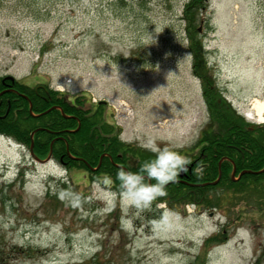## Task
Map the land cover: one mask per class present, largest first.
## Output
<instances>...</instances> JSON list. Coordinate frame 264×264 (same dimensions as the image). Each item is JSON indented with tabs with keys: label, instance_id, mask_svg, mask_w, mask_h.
I'll list each match as a JSON object with an SVG mask.
<instances>
[{
	"label": "rangeland",
	"instance_id": "1",
	"mask_svg": "<svg viewBox=\"0 0 264 264\" xmlns=\"http://www.w3.org/2000/svg\"><path fill=\"white\" fill-rule=\"evenodd\" d=\"M192 38L216 91L262 125L251 103L264 98V0H0V76L104 100L121 140L146 152L150 137L195 152L208 85L192 73ZM99 179L0 136V243L40 250L8 264H264V185L213 207L134 208Z\"/></svg>",
	"mask_w": 264,
	"mask_h": 264
},
{
	"label": "trees",
	"instance_id": "2",
	"mask_svg": "<svg viewBox=\"0 0 264 264\" xmlns=\"http://www.w3.org/2000/svg\"><path fill=\"white\" fill-rule=\"evenodd\" d=\"M193 20L194 19H190L189 26L192 25ZM198 40L196 41L192 38V42L189 44L193 61L192 71L202 79L204 84L208 85V88L204 86L203 96L207 104L210 119L202 129V135L198 141L199 143L206 142L203 147L205 152L201 155H199V153L197 155H188L190 161L193 162V166L190 172L187 173L185 180L193 183L213 181L216 179L219 171L218 160L221 156H225L226 158L221 161V174L216 184L194 186L184 182H170L166 185V192L160 201L164 200L168 204L191 203L201 207L204 204L213 207L225 201L223 200V194L225 192L239 194L245 191L250 185H264V171L261 173L245 172L238 179L230 178V172L233 167L232 163H234L236 173L243 169L256 171L263 167L264 125L250 129L248 124L242 121L241 117L240 121L238 120L239 116L236 115L228 103L226 105L229 107L230 113L227 115L224 114L218 118L220 113L217 103L220 100H224L216 91L217 89L215 86L212 85L213 73L210 71L208 73L209 68L206 66L200 39L198 38ZM209 85H211L210 88ZM218 95H220L219 99L216 97ZM62 100L60 102L63 103V111L65 113L73 112L82 117V124L76 132L73 134L60 133L62 136L55 138L52 143V156L54 158L58 159L60 152H63L65 155L64 139L69 141V152L82 158V160L71 158L69 160L65 157L60 159L63 160L62 162L66 165L67 169L72 167L86 168L87 163L91 166H96L99 155L102 152H108L116 163L125 164L127 167L129 163L132 164L133 159L134 161L131 168H134L133 171H135L144 160L153 156L150 152L121 143L117 139L118 131L115 129V126L105 119L103 107H97V109L92 112V110L85 105L84 98H82L81 95H76L74 97L76 105H69ZM21 105L23 110L21 108L13 110V107L10 109L11 112L7 118L8 122L6 129L2 132L28 147L30 142L29 133L32 131L33 127L36 126V119L28 114L27 105L23 100L17 107ZM52 113H55L53 122L46 116L43 119H46L50 124L54 125V128L58 129L64 126H75V120L63 117L56 109L50 110L49 114ZM38 123L40 126L46 125L45 122ZM52 136V133L41 130L34 133L33 152L36 156L42 158L47 155ZM194 147L195 146L192 148ZM117 152L121 153L120 156ZM120 169V167L113 166L107 157H105L104 160L101 161L99 168L91 172V174L98 175L100 172L108 173L114 177V180L120 183L117 176ZM119 188L120 186L118 185V189ZM215 200V203H210ZM211 239H213V237ZM5 245L8 247H5ZM13 247L15 246L8 243H0V264H8L9 261L16 256L15 253H17V251L22 253L21 255H27L25 257L38 255L40 252L37 247L29 246L27 249L20 247V250L17 251Z\"/></svg>",
	"mask_w": 264,
	"mask_h": 264
},
{
	"label": "flooded vegetation",
	"instance_id": "3",
	"mask_svg": "<svg viewBox=\"0 0 264 264\" xmlns=\"http://www.w3.org/2000/svg\"><path fill=\"white\" fill-rule=\"evenodd\" d=\"M22 100L27 105L28 114L36 119V126H34L33 129H36V131L41 130L52 133L53 136L51 139L62 136V134L60 133L73 134L79 129L82 124V117L80 115H76L73 112L65 113L63 111V103L60 102L62 100L69 105H76L74 97L65 95L64 93L60 94L54 92L49 86H47L44 81H36V83H33L30 80L18 81L15 79L12 80L10 78L0 76V132L6 129L8 122L7 118L10 115V109L12 107L13 110L19 108L23 110L22 105L17 107L18 104H21ZM52 109H56L65 118L75 120V126H64L58 129L54 128V125L50 124L46 119H43L46 116L50 121L53 122V120L55 119V113L49 114L50 110ZM38 122H45L46 125L40 126ZM64 140L65 155L63 154V152H60L58 160L62 162L63 160L60 159H63V157L69 160L70 158H80L69 152V141H67V139ZM52 141L54 142V140ZM30 146H34L33 138H30L29 147ZM202 150L203 151L201 153H204L203 148ZM100 155H102L101 159L105 158V154L103 152Z\"/></svg>",
	"mask_w": 264,
	"mask_h": 264
},
{
	"label": "clouds",
	"instance_id": "4",
	"mask_svg": "<svg viewBox=\"0 0 264 264\" xmlns=\"http://www.w3.org/2000/svg\"><path fill=\"white\" fill-rule=\"evenodd\" d=\"M154 39L151 37L152 42ZM158 139L163 140L162 137H150L142 145L154 153L152 157L143 161L135 171L121 168L117 173L120 195L129 207H149L156 197L165 194L166 185L175 182L191 162L186 154L177 150L180 145L157 143Z\"/></svg>",
	"mask_w": 264,
	"mask_h": 264
},
{
	"label": "bare ground",
	"instance_id": "5",
	"mask_svg": "<svg viewBox=\"0 0 264 264\" xmlns=\"http://www.w3.org/2000/svg\"><path fill=\"white\" fill-rule=\"evenodd\" d=\"M251 110L259 122H264V98H253ZM248 117H251L250 115Z\"/></svg>",
	"mask_w": 264,
	"mask_h": 264
},
{
	"label": "water",
	"instance_id": "6",
	"mask_svg": "<svg viewBox=\"0 0 264 264\" xmlns=\"http://www.w3.org/2000/svg\"><path fill=\"white\" fill-rule=\"evenodd\" d=\"M30 153L32 154V151H30ZM50 157V155H48L47 156V158H45L44 160H40V159H38V158H35V160H37L38 162H45L46 160H48V158ZM234 170H233V172H232V174H231V177H233V175H234ZM242 173V172H241Z\"/></svg>",
	"mask_w": 264,
	"mask_h": 264
}]
</instances>
